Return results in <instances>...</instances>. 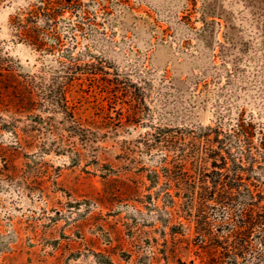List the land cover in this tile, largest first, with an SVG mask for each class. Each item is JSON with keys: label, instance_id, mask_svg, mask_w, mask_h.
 Masks as SVG:
<instances>
[{"label": "rangeland", "instance_id": "1", "mask_svg": "<svg viewBox=\"0 0 264 264\" xmlns=\"http://www.w3.org/2000/svg\"><path fill=\"white\" fill-rule=\"evenodd\" d=\"M39 5L0 0V264H229L204 262L225 220L198 229L193 191L217 132L264 193V0ZM257 232L234 264H264Z\"/></svg>", "mask_w": 264, "mask_h": 264}, {"label": "trees", "instance_id": "2", "mask_svg": "<svg viewBox=\"0 0 264 264\" xmlns=\"http://www.w3.org/2000/svg\"><path fill=\"white\" fill-rule=\"evenodd\" d=\"M39 2L40 5L36 13L53 17L64 6L66 0H39ZM31 41L36 48L42 49L44 47V44L33 36ZM31 97V94H29V99L17 100L14 106L20 111L26 110L35 104V100H30ZM51 103L58 106L69 120L75 121L74 112L67 100H51ZM29 117L33 118L34 116L29 115ZM34 119H38V116ZM39 120H41L40 117ZM209 130L211 131V129ZM215 133L217 135L215 141L219 144V148L211 150L208 154L213 155L208 156L209 159L213 160L211 162L212 170L205 174V179L209 181L210 185L205 182V185L203 183L198 192L193 191V193L198 194L199 204L196 210L201 213L196 226L198 229L203 228L204 231H208L206 232L208 235H212V223L209 222L208 217H204V209L207 206H211L216 210L219 209L224 215L220 218L225 221L217 227L221 233L227 235L224 236L227 242H223L219 246H211L206 252L207 258L205 259L208 261L204 262H229V264H234V262H239L240 259L243 262L246 261L245 255L251 247L250 237H254L252 234L254 229L258 228L256 238L260 241V244L264 241V193L259 189L260 185L257 184L259 179L254 176L258 169L255 168V157L244 155L239 147H237L236 153L232 151L235 141H240V136L238 134H226L223 139H219V134ZM245 137H248L247 134H245ZM244 161H247V166H245ZM246 173L247 178H244ZM185 189L192 194L187 187ZM209 202H212L213 205H210ZM227 211L234 213L235 219L231 222L225 219ZM252 212L255 214H251ZM199 236L202 237L203 243L206 235ZM229 239L234 241L229 243Z\"/></svg>", "mask_w": 264, "mask_h": 264}]
</instances>
